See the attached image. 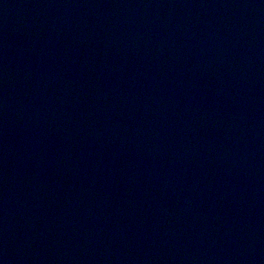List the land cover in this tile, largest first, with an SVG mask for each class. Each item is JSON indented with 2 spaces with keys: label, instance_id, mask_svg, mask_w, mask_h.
Masks as SVG:
<instances>
[{
  "label": "water",
  "instance_id": "1",
  "mask_svg": "<svg viewBox=\"0 0 264 264\" xmlns=\"http://www.w3.org/2000/svg\"><path fill=\"white\" fill-rule=\"evenodd\" d=\"M0 264H264V0H0Z\"/></svg>",
  "mask_w": 264,
  "mask_h": 264
}]
</instances>
